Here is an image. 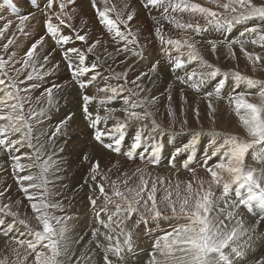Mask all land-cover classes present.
<instances>
[{
	"label": "snow or ice",
	"instance_id": "6c2138e0",
	"mask_svg": "<svg viewBox=\"0 0 264 264\" xmlns=\"http://www.w3.org/2000/svg\"><path fill=\"white\" fill-rule=\"evenodd\" d=\"M11 3V0H8ZM54 3L57 4L58 10L53 7ZM75 3V0H45L44 11L47 14L46 19V33L54 39L56 44L66 46L71 43L73 39L80 42H86L87 33L81 34L80 30H77L73 23V17L75 9H69V5ZM92 8L95 10L99 23H101L108 32L115 33V37H118L119 41H124V51L129 50V45L138 47V40L136 34L128 28V24L135 17V9L126 11L129 8L127 3L123 4L122 8L117 11L116 5L110 4V0H102V7L97 6V0H90ZM211 3L216 4L219 8H222L225 13L234 14L232 19H222L224 13L214 11L212 8L204 7L200 3H195L193 0H145L144 7L163 8L162 19L172 24L175 28L181 30H194L201 31L202 29L198 24L186 23L182 19H179L175 14L187 13L189 16L200 15L207 23L216 27L227 26L231 27L233 24H244L247 21H259L252 27H245L241 33V37L248 35L253 37L251 39L252 44H259L264 47V2L255 3L254 0H211ZM39 7V5H36ZM171 10V11H170ZM16 8L13 7V12H16ZM110 13H115V19L110 18ZM29 19V16H19V30L23 31V25L25 21ZM55 19V22H53ZM152 19L158 25L155 29L156 36L159 38L161 44H167L173 47L179 55L172 57L169 55V63L173 65V70L184 68L187 64L197 62L200 65L199 69H194L191 72H187L185 76L178 77L182 83L188 84L193 89L199 90L203 85L210 81H216L214 90L206 93L211 98L214 94L219 97L222 89L225 87L229 79L230 73L222 72V70L212 64H209L207 60L203 58L198 52L194 43H189L187 39L183 41L179 39L168 38L165 40L163 35L160 20L156 17ZM11 24V21L4 24L0 29V36H3L4 30H6ZM123 25L125 30L121 31L120 26ZM69 30V34H64V29ZM138 32V30H137ZM131 38V39H130ZM43 40H37L32 44L31 48L26 53V59L23 61L21 69H16L17 73L22 72L30 66V60L33 56V51L37 45ZM12 40L8 41L11 44ZM100 41H94L91 45L87 46L85 51L76 47H66L62 55L67 63L73 77L79 78L85 73H90L96 69L97 64L92 63L90 66L85 63L87 53H91L93 49L99 44ZM244 41L234 40L229 43L231 49L232 44H239L241 50L247 56L249 61L253 64L257 62H264V57L259 54H253L247 52L244 48ZM8 44L3 47L6 49ZM183 49H187L185 57ZM216 45L212 44V51L215 52ZM143 51L142 48L139 51H134V55H139ZM45 62L47 56L44 57ZM35 62L32 64V72H35ZM153 65L150 72L155 74L157 65ZM6 67V61L3 57H0V77H7V83L4 78H0V85L4 86L0 88V146L6 148H12L22 143H27L28 147L33 148L35 152L34 160H40L44 145L36 147L32 144L31 136V123L30 120H39L43 116L44 110L41 108L39 112L34 110L25 111L24 98L20 96L21 89L18 87L17 81L14 77L8 76L4 71ZM32 72H29L28 79H31ZM233 83L236 88L245 86L248 89H258V96L260 97V103H252L246 98L248 93L244 91H237L234 95L229 97V104L234 106V111L239 116L240 122L246 129L247 137H241L231 134L214 133L213 135H220L223 137V142L216 145L215 140L212 141L213 151L212 156L220 155L222 158L213 167L207 169L210 173L211 180L208 183L207 188L204 186L203 181H198L197 186L194 188L192 182H189L186 186V195L182 198L179 193V185H177V199H179V208L176 207V202L171 199L172 193L169 192L165 197L167 206L171 209L173 217L183 221L178 223L171 231H168L164 236L158 238L153 246V252L151 254V264H231L229 256L225 250L230 249L232 253L239 256L241 250L239 243L241 237L247 236L252 229L245 228L241 223L237 222L232 224L234 220V213L229 209H234L238 206H251L253 202H259L264 205V171L257 172L255 169H250L245 166V158L249 154L250 149L257 144L264 143V81L253 79L245 76L240 72H232ZM219 78V79H217ZM95 79V77H93ZM140 77H137L139 80ZM79 87L85 89L92 80H79ZM135 84V81H133ZM59 89V85L54 86ZM139 87V86H138ZM125 89L121 86L119 89L101 88L100 92L104 93L103 99L99 100V103H107L108 101L115 100L122 91ZM141 90H143L141 88ZM130 96H138L137 93L131 89H127ZM110 93V94H109ZM48 103H52V88L47 89ZM171 97L169 96V99ZM96 97L84 95L83 96V113L85 117L91 122V127L94 129V139L103 143L105 137H115L114 144L108 143L105 147L119 152L120 144L125 138V129L127 124L125 121H118L112 130H102L98 127L101 121H107L115 109H108L107 114L103 117L96 113L93 115L89 111V103L96 100ZM155 99V98H153ZM129 108L125 109L126 120H141L149 113L137 112L134 109L140 107L144 101L137 99L135 103L127 101ZM208 108L210 112H214L215 109L212 105L211 99L208 101ZM198 115V110H197ZM71 119L68 116L64 121H61V125H66L67 121ZM155 124V122L153 121ZM61 125H58L55 132L49 137L52 139L61 130ZM158 127V125L156 126ZM19 134L20 139H9L12 135ZM142 137L140 132H137L133 139L132 148L129 150L128 155L132 156L133 150L140 147ZM194 139L192 144L186 146L184 149L187 151L189 148H194L196 144ZM115 145V147H114ZM181 150H177L179 153ZM87 158V157H85ZM189 155L188 160L185 161L184 166L188 167V161L191 160ZM210 158V157H209ZM155 159V158H154ZM174 159V157H173ZM13 160L14 168L24 170V165L19 163L20 156H14ZM158 162V161H156ZM41 170V183H29L27 187H23L24 181H33L34 177L31 175L20 176L22 190L29 201H35L31 203V208L34 213L37 214L38 221L42 224V231L32 230L31 235L33 239H17L13 237L15 242L26 249L36 252L37 245L46 249V252H36L35 261L36 264H61L59 257L63 252L62 240L64 237L65 227L62 222V218L52 215V210L59 207L58 203H52L47 196V179L45 173L48 171V163L45 161L39 165ZM99 170V161H96L91 169V179L96 180V173ZM139 171V170H138ZM227 177V178H226ZM127 184V181H123ZM147 181L141 177V185L139 190L135 192V197L129 199L118 188L114 190L113 195L109 196L105 193L104 185L99 186V191L105 196V205L101 207L100 212H105L107 206L113 203V196L120 198L124 203H116L115 211L107 215V220L100 219L99 223L107 230L104 234V238L108 241L106 246H103V260L104 264H114L113 259H110V255L115 258L117 264L124 260L125 250L132 251L131 232L126 231L122 225H124L127 219H130L134 213L139 212V205L144 204L146 208L150 205V210L154 213L156 218L161 216V212L157 207L155 199L156 186L152 185L151 190L147 191ZM212 184L222 188V193L219 197L215 196L212 190ZM44 187L45 191L41 192L38 196L35 194H29V188H41ZM131 191V189H128ZM234 192L235 200L229 202L228 197ZM145 194L147 198H145ZM3 195V193H0ZM19 203V202H17ZM91 203L95 206L96 201L92 200ZM224 204L225 207H221ZM13 217L17 214L11 212L9 205L0 206V212H5ZM100 212L97 213V217L100 216ZM115 217V219H114ZM147 221H145L146 223ZM4 222L0 220V225ZM20 224H24L25 221L20 220ZM12 226L9 225L6 229H3L4 235H8L12 232ZM94 232L93 235H97ZM124 236L123 244L121 243L120 236ZM159 257V259L157 258ZM27 259V257H25ZM0 264H4L0 261ZM264 264V261L261 262Z\"/></svg>",
	"mask_w": 264,
	"mask_h": 264
},
{
	"label": "rangeland",
	"instance_id": "374dc122",
	"mask_svg": "<svg viewBox=\"0 0 264 264\" xmlns=\"http://www.w3.org/2000/svg\"><path fill=\"white\" fill-rule=\"evenodd\" d=\"M4 1L5 2L3 3L5 5L6 0ZM254 2L259 4L264 2V0H254ZM209 8L212 7L209 6ZM147 13H148L147 14L148 17L145 19L144 21L145 23L141 24L142 34L143 36L145 35L149 36L155 42H159L160 40L155 33V29L158 25L152 19V17L149 16V11H147ZM221 13H224V15L221 17L222 19H232V16L234 15L231 13H225L224 11H221ZM4 14H5L4 12H1L2 17H4ZM162 15H163V9H160V14L157 17V20H160V24L163 26L162 31L165 40H167L168 38H172L183 41L185 36L189 38V30H181L175 28L172 24L168 23L167 21H164L162 19ZM175 15H177L179 19H182L186 23H192L194 25L198 24L199 26H203V22L201 21L202 17H197L196 15H194L193 17L190 16V18H188L189 15L187 13L175 14ZM251 23L255 25L257 22L251 21ZM205 28H207V26ZM222 28L224 27L222 26ZM44 33L46 34V36H48L46 32ZM108 37L109 36H107V38ZM136 38L138 40V43L140 41V43L142 44L141 39L137 36ZM118 40L119 38L113 41L116 45H118V47L120 46L118 50L124 52V54L128 53L129 50L124 51V44L121 45L123 41L118 42ZM74 42L79 43L84 47L90 45L88 37H86V42H80L73 39L69 45H73ZM31 46L32 45L30 44V47ZM67 46L68 45L63 47H67ZM131 46L132 45L130 44L129 49ZM162 46L163 49H167L166 51L170 52L171 54L178 53L173 47L168 46L167 44H162ZM254 47L256 52L253 51V54H259L261 57H264V47L260 46L259 44H255ZM134 48H136V50L139 51V49L142 47L138 45V47H134ZM142 49H143L142 51L143 55L137 60V64L143 62H145L146 64L156 63V58L151 57L152 53L146 52L144 50V46ZM87 54L89 55L87 64H92L98 59V57H102L101 53L97 50V48H94L91 53H87ZM219 54H221L220 52L217 55L220 57V59L223 60L224 58L221 57ZM213 55L216 54L212 53L211 56L214 57ZM126 56L128 57V54ZM11 57H13V53ZM11 57H10L9 65L10 66L15 65V67L18 69L22 68L23 61L27 58L25 55L24 57H21L22 58L21 60L15 59L13 57L12 58L14 60L13 61ZM118 58L119 56H116L115 54L114 60L107 59L106 62L107 63L118 62L119 61L117 60ZM245 59L239 58L237 60L236 58V61L231 64L222 63V61L220 62V64H217L215 62L214 63L208 62L209 64L219 67L222 70V72L230 73L229 79L225 84V87L221 91V93L223 94L219 95L218 97V98L221 97L220 98L221 101L224 100L223 103H225V105H227L228 107L232 106L231 104H229L230 93L232 92L233 94H235L237 91H244L248 93L246 98L249 99L252 103L258 104L261 102L260 97L258 96V91H259L258 89H248L245 86L236 88L234 86L233 77L231 76V73L237 71L253 79L264 81V62H257L254 65L252 61L250 62L245 61ZM61 60L64 61V64L62 65L63 69L65 68L64 72L72 76V78L67 79L66 82L58 84L60 86L59 88H61V86L63 85L68 84L65 88L64 86L61 88L63 90L62 93L57 91L53 92V90L56 88L54 86L57 85L56 84L57 79L56 77H53L54 75L50 71V69H54V66L50 64L51 59L47 58V61L45 62L44 58L32 57L30 60V66L20 73L17 74L14 73L16 75L13 76L10 73L8 62L5 60L6 67L4 71L8 74V76L14 77L16 79L18 85L20 86L18 87L21 89L20 96L23 98L27 97V99L25 100V103L27 104V105L25 104V111L31 109L39 112L41 108L44 110L43 116H41L39 120L36 119L30 120L31 136L33 135L31 142L36 147H39L40 145H44V148L42 150L40 160L38 161L36 160L34 164L35 166H33V161H34L33 157L35 156V152L33 148L28 147L26 142L20 145H16L12 148H6L0 146V176H3V181H2L3 184L1 186L2 189L0 190V193H3V195H0V206L9 205L11 212L17 214L15 217H13L9 215L7 211L0 212V220L4 222L2 225H0V261H3L4 264H36L35 261L36 252L47 251L46 249L41 248V246L38 244L36 252H33L32 250L26 249V247L18 245L13 239V237L17 239H25V240L33 239L31 235L32 230L42 231V224L38 221L37 214L34 213L31 208V203L35 201H29L27 199V197L25 196L22 190L21 181L19 180V177L25 175H31L34 177L33 181H24L23 187H27L29 183L40 184L41 170L39 165L43 164L45 161H47L49 165L48 171L47 173H45L47 179V185H46L47 196L50 198V201L52 203L59 204V207L53 209L51 214L62 218L63 225L66 229L65 230L66 241L65 243L63 242L64 245L69 246V244L72 243L71 235L73 234V230H70L68 228L71 226V222L74 220V218H76V214L77 211H79V209L80 211L85 209L84 212L87 213L86 215H89L86 218V220H90V219H96L98 221L100 219L107 220V215L115 211V204L124 203L123 201L120 200V198L113 196V203L107 206V210L105 212H100L101 209L100 207L105 205V196L101 194L99 191V186L101 184L104 185L105 193L109 196H112L114 190L118 188L121 192H123L126 196H128L129 199H133L135 197V192L139 190V187L141 185V177H143V179L148 182L147 191H150L152 185L155 184L156 186L155 199L157 202V207L161 212V216L159 218H156L154 216V213L150 210V205L148 208H146L144 204L141 203L139 205V212L134 213L130 219H127L125 221L124 224H129L128 228L129 229L133 228V231L141 230L142 232H144L140 234L139 237L142 236L154 237L156 235V238H160L164 236L168 231H171L174 227H176L178 223L182 222L181 220L179 221L177 218L173 217L171 209L167 206V201L165 200V197L169 193V189L168 187H166L168 183L167 175L169 174H168V169L166 168V163L163 161V159L161 163L163 169L160 171H157L156 169V164L160 163L159 162L160 156H162V151L160 150V146L163 145V149L169 148V139H168L169 133L180 134V136H184V141H193L195 139L198 142L201 140L200 144L202 145V147L208 148L210 146L212 151H213V145H212L213 140H210L211 141L210 143L208 141L207 143L208 145H205L203 141H206V139L208 138V137H204V135L210 134L213 131L221 134H231L241 137H247V134L243 132L244 130L243 131L236 130V132L226 131L225 128H222L219 126V124H216L214 118L208 122L206 121L204 122L202 120H196L195 118H192L191 114L188 112L185 114L182 111L179 112L176 110L172 111L170 107L159 106L158 108L155 109V115H154L153 113L150 112V108H147L144 104H142L140 107H138L137 112L146 111L147 113H149V115H147L141 120H126L125 110L121 114L120 113L121 109H119L120 107L117 106L116 102L113 103L111 101L112 102L111 104L104 103L103 105H100L101 103H99V100L103 99L104 96H102V94L99 93L100 92L99 89L107 87L103 83L104 80L102 82V85H101V78H99V80L94 86L92 87L88 86L85 89H81L79 87L78 79L80 78L79 80H84L85 77L80 76L78 79L73 77V75H71L72 73L69 67L65 64V60L64 59ZM223 61H225V59ZM33 62H35L34 64L36 69L35 72H32ZM161 65L164 66L165 68L168 66V64H161ZM161 65L157 67L156 74L151 77H153L154 80L153 83L157 82L158 76L162 77L165 81H167V83H165V85L167 86L166 87L167 99H163L162 101H167L169 103L172 97L180 98L181 93H184V98L182 97L181 100L182 102L185 103L187 108L186 110H190V107L193 108L194 106L200 103V100H196L197 97L199 98L204 97L206 96L204 95V93H208L206 91H210L211 89L212 90L214 89V87L211 88L210 85L215 86L216 83L215 80L210 81L209 83L203 85L199 90L193 89L188 84L182 83L180 79H178V77L185 76V74L187 73L188 65L185 66L184 68H181L180 71H175L173 75L170 77L162 76V72H160L159 70L161 69ZM96 68L100 75V70L98 69V67ZM63 69L61 71H63ZM169 69L170 68H167V72ZM57 71L58 69H55L54 72ZM29 72H32L31 79L27 78ZM116 74H117L115 78L116 81L112 82V84L116 83L117 85V82L121 77H123V75L121 74V71H118ZM0 78H7V77H0ZM49 78L51 79L49 80ZM161 80L159 79L160 81L159 84L162 85L164 83H162ZM26 81L28 82L30 81V82L28 83ZM73 84L76 85V87L80 91V94H77L78 96L77 99L79 100L76 99L75 101H79L81 104H83L84 95L93 96L97 98L96 99L97 101L94 100L89 103V111L91 110L92 104L95 101H96L95 105L99 106L94 109L95 111L96 109L101 107L107 108L106 112L102 114H107L108 109H115V111L111 114L112 116L107 121L100 122L102 130L104 129L112 130L114 128V125L118 122V120L126 122L127 127L125 129V138L120 144L119 152L113 151L105 147V145L108 143L114 144L115 137H106L104 138L103 143L99 142V144H101L100 146L96 145L94 143L95 140L94 139L92 140L91 135H89V133H91L90 128L84 130L80 125V123L81 122L83 123L84 121H79V118L75 119L71 117V119L67 121L66 125H61V121H64L68 116H71L72 114L71 108H74L73 104H70L71 100L74 99L72 97L73 95L69 93V95H71L69 97V95L65 93V89L74 88V87H70V86H74ZM139 84L142 85L141 83H139V80H137L136 78L135 84H133L131 90L135 92L137 88L139 89L140 87ZM144 84L146 86H144ZM144 84L142 85V87L144 88L142 100L144 102H147V100L149 99V97L153 95V93H157V89L155 86L149 85V82ZM48 88H52L51 104L48 103V94H47ZM228 89L230 90L227 91ZM212 90L210 92H212ZM123 94H124L123 97H122V92L119 95L121 99L126 98L129 92L123 91ZM156 95L160 96L158 93ZM169 96L171 97L170 99ZM214 96L216 95L214 94ZM156 97L157 96H155V98ZM129 100L134 101V96H128V101ZM208 101L209 99L206 100V103H208ZM224 110L230 111L231 109L224 108ZM69 111L71 112L68 114ZM96 112L98 113V111ZM170 112H172V116L171 115L167 116L168 113ZM83 115L84 113L82 111L80 117H82ZM153 121L155 122V124L153 123ZM58 125H61V130L59 133L56 134L55 137H57L61 146L58 147L59 144L58 142L56 145L57 148H55L53 147L55 145L52 146L53 144L52 142H54L55 137L52 139H49V137L52 135L53 132H55V129ZM157 125L158 127H156ZM137 132H140L142 137V142L139 147L141 148L140 154H138L137 149H134L132 156H129L128 152L132 148L133 139ZM188 133H192V134H188ZM195 134L197 136H195ZM186 135H188L189 140L187 139ZM157 137H159V139H157ZM221 137L222 136L218 135L217 140H215L216 144L217 142L219 144L223 142V141L221 142L220 140ZM9 139L18 140L20 139V137L19 134H17L10 136ZM261 144H257V146ZM252 148L250 149L249 154ZM59 153L63 154L60 155V158H58L57 155ZM14 156H20L19 163L25 166L23 171H21L19 168H14V163H15V161L13 160ZM96 161H99V170L96 173V180L93 181L91 179V175H92L91 169L93 168V165L95 164ZM125 180L127 181V184L123 183V181ZM210 180H211L210 176L204 177L202 174L192 175L189 181L185 180L184 183L187 182L185 184V187H183V189H179L180 197L182 198L187 194L186 186L189 182H192L193 187L195 188L197 186L198 181H203L205 188H207ZM128 189H131V191H128ZM166 189H168V193L166 192L167 191ZM212 190L214 191L216 197H218L222 193V188L217 187L215 184H212ZM44 191H45L44 187L36 188V189L29 188V194H35L37 196ZM171 193H172L171 199H173L176 202V207L179 208L180 201L179 199H177V195H176L177 189ZM145 198H147L146 194H145ZM92 200L96 201L95 206L91 203ZM73 212H74L73 218H71L70 215H72L71 213ZM98 212H100L99 217H97ZM20 220L25 221V223L20 224L19 223ZM172 220H174L176 223ZM145 221L147 222L145 223ZM68 223L69 225L67 226ZM231 223L235 224L237 223V221ZM130 224L132 225L130 226ZM9 225L12 226L13 230L6 236L4 235L3 229H6ZM134 233L136 234L137 232H133V234ZM142 249L143 252L146 251V254H148V247L145 246ZM136 252H140V251H136ZM124 255L125 258L128 256L127 251L124 252ZM101 256L103 255L101 254L100 257ZM25 257H27V259H25ZM100 257L97 258L91 256L87 260H78V258L72 260V258H70V260H68L67 263H63V264H72V263L98 264L99 262H100L99 264H102L103 257L102 258ZM124 260L119 263L120 264L126 263ZM113 261L114 263L117 262L114 257H113Z\"/></svg>",
	"mask_w": 264,
	"mask_h": 264
},
{
	"label": "bare ground",
	"instance_id": "6f19581e",
	"mask_svg": "<svg viewBox=\"0 0 264 264\" xmlns=\"http://www.w3.org/2000/svg\"><path fill=\"white\" fill-rule=\"evenodd\" d=\"M3 2L5 1L0 0V29H2L4 24L8 23L9 21H11V24H9L8 28L4 30L3 36H0V57H3V59H5L8 62V65H9V61H10V57L12 53L15 59L21 60L22 59L21 57H24V55L26 56V53L28 52L27 50L31 48L30 44L32 45V43H35L37 40H40L41 37H43L42 42L38 44L36 49L33 51L32 57L44 58L45 56H47V58L51 59L50 64L54 66V69H50V71L54 75L53 77H56L57 85L59 83L66 82L67 79L72 78L70 74H67L64 72L65 68L63 69V66H62L64 64V61L61 60V59H64L62 53L66 47L56 44V42H54L55 41L54 39L50 38L49 36H46V34L44 33L46 32V19H47V14L44 11L45 0H11V3H9L8 0H6L5 5ZM193 2L200 3L204 7L211 6L212 9L217 12L224 11L222 8H219L216 4L211 3V0H193ZM225 2H227V0H225ZM125 3L129 5V8L126 11L135 9V13H136L135 17L132 21L129 22L128 28H130L132 32L141 39L142 44L139 41L138 45H140L142 48L144 46V50L148 53H152L151 57H155L156 62L159 61V64L157 65V67L161 64H168L166 68L161 65V69L159 70L160 72H162V76L170 77L173 75L175 71H180V69L173 70L172 64L169 63V55L177 56L179 55V53L171 54L170 52H167L166 51L167 49H163V46L162 44H160V41L155 42L149 36H146V35L143 36L142 31H141L142 30L141 24H144L145 19L148 17L147 11H149L150 17L157 18L160 14V9H163V8L162 7L155 8L151 6L148 8H145L144 7L145 0H110V4L116 5L117 11H119L122 8L123 4ZM36 5H39V7H37ZM97 6L102 7V0H97ZM13 7L16 8L17 10L16 12H13ZM53 7L56 8V10H58V6L56 3H54ZM68 7L69 9H72V8L75 9L72 23L77 30L81 31V33H87V37L89 39L90 45L94 41H97V40L100 41V43L97 44L95 48H97V50L101 53L102 57H98V59L96 58L97 60L93 63L97 64V67L100 70L101 76L99 75L97 68L92 70L90 73L83 74L81 77H85L84 80H92V83L89 84L88 86H91V87L94 86L99 80V78H101V85L104 80L103 83L108 88H112V87L120 88L122 86L125 89L124 91H127V89L132 88L134 84L133 81H135V79L140 76L139 83L143 85L144 83L149 82V85L156 87L157 93L160 95L158 96L156 95L157 93H153V95L149 97L148 100L146 99L147 102L143 103L147 108H150V112L153 113L154 115H155V109L158 108L159 106L170 107L172 111L174 110L178 112L182 111L185 114L188 112L191 114L192 118H195L196 120H202L204 122L205 121L208 122L214 118L216 124H219L220 127L225 128L226 131L236 132V130L237 131L244 130L243 132L247 134L246 129H244L243 125L240 122L239 116L234 111V106L232 105L228 107L227 105H225V103H223L224 100L221 101L220 99L221 97L218 98L217 96L213 95L211 98H209L207 97L206 93H204V95L206 96L201 97V98L197 97L196 100H200V103L199 104L196 103L197 105L194 106L193 108L190 107V110H186L187 109L186 105L181 100L182 97L184 98V93H181L180 98L172 97L169 103L167 101H162L163 99H167V96H166L167 86L165 85L167 81H165L162 77L158 76L157 82L153 83L154 80H153V77L151 76L155 75L156 73L155 74L151 73L150 69L156 63L146 64L145 62H143V63L137 64V60L143 55V52L139 55H134L133 52L137 50L136 48L132 46L130 47L129 52L126 54H124V52L119 51L118 49L120 46L118 47V45H116L113 42L114 40L118 39V37H115V33L108 32L107 29L101 23H99V18L97 14L95 13V10L91 6L90 0H75V3L72 5H69ZM1 12L5 13L4 14L5 18L1 16ZM24 15L29 16V19L25 21L24 25L22 26L23 31H21L19 30V16H24ZM109 15H110V18L112 19L116 18L115 13H110ZM196 16L202 17L200 15H196ZM188 18H190V16H188ZM201 21L203 22V26H200L202 30L197 32V31L189 29V38L185 36L184 39H187L189 43H194L200 55H202L205 60L208 59L207 60L208 62H213V63L215 62L217 64H220V62L222 61V63L231 64L236 61V58L237 60L239 58H244V59L246 58L245 61H249L247 56L241 50L239 44H232L231 49L229 48V43L234 40L244 41L245 42L244 48L247 52H250V53H253V51L256 52L254 45L250 42L253 37H250L248 35L241 37V33L244 31L245 27L254 26V24H252L251 21H247L244 24H233L230 28L227 26H223L224 28H222V26L216 27L212 24L207 23L203 17ZM53 22H55V19ZM256 22L260 23L259 21H256ZM206 26L207 28H205ZM120 28H121V31L125 30L123 25H121ZM64 34H69V30L67 28L64 29ZM107 36L109 37L107 38ZM9 40H12L11 44H8ZM213 43H215L216 45L215 52L212 51ZM5 44H8V47L6 49L3 47ZM122 44H124V41L123 43H121V45ZM67 47H76L82 51H85V49L87 48L75 42L73 45H68ZM183 51L186 57L187 49H183ZM219 52L221 53L219 55L223 57L225 61H223L224 59L223 60L220 59V57L217 55ZM114 53L116 54V56H119V58L117 59L119 61L114 62V63H107L106 62L107 59L114 60L115 58ZM212 53L216 55H213L214 57H212L211 56ZM127 54H128V57L126 56ZM13 57H11V59ZM155 58H152V59H155ZM88 59H89V55L87 54L86 61H85L86 64H87ZM65 64L67 65L66 62ZM87 65L90 66L91 64H87ZM187 65H188L187 72H191L194 69L200 68L199 63L197 62H193ZM167 68H170L168 72H167ZM16 69L18 68H16L15 65H12V66L9 65V70L12 76L17 74ZM55 69H58V71L54 72ZM62 69L63 71H61ZM118 71H121V74L123 75V77L119 79V81L117 82V85L116 83L112 84V82L116 81L115 78L117 75L116 73ZM156 71H157V68H156ZM93 77H95L96 79H93ZM4 79H7V78H4ZM50 79L51 78H49V80ZM159 79L164 84L162 85L159 84L160 82ZM231 83H232V80H231ZM67 85L68 84L63 85L64 88ZM142 85H140L139 89L137 88V90L135 91L138 94V96H134V101H131L132 103L133 102L135 103L137 99L143 101L142 97L144 93V88L142 87ZM63 86H61V88ZM144 86L146 85L144 84ZM210 86L211 88L214 87L212 85ZM2 87L4 86L0 85V88ZM70 87H74L75 89L74 88L65 89V93H67L68 95L69 93H71V95H73L72 97L74 98L70 102V104H73V107H74V108H71V111H72L71 117L75 119L79 118V121H84L83 123L81 122L80 125L82 126L84 130H87L88 128H90L91 133H89V135H91L92 140H93L94 139V129L91 127V122L85 117V115L80 117V114L83 111L82 110L83 104H81L79 101H75L78 98L77 94H80V91L78 90L76 85L70 86ZM61 88L59 89L55 88L53 92L57 91V92L62 93L63 90ZM141 88L143 90H141ZM229 90L230 89H228L227 91ZM210 91H206V92H210ZM99 93H101L102 96L105 95L102 92H99ZM71 95H69V97ZM232 95L234 94L231 92L229 96H232ZM123 96L124 94L122 91V97ZM128 96H130V94H128ZM128 96H126V98L124 99H121L118 96L119 98L112 100L113 103L116 102L117 106L120 107L119 109H121V112H120L121 114L125 109L129 108V103L127 102ZM155 96L157 97L155 98ZM26 99L27 97L26 98L24 97V104H26L25 103ZM208 99H212V105L215 109L214 112H210V109L208 108V103H206V100ZM96 101L92 104V108L90 112H92L93 115H95L97 113L96 111H98L101 117L105 116L106 114H102V113L106 112L107 108L101 107L102 109L98 108L96 109V111L94 110L95 108L99 107L95 105ZM112 102L108 101L107 103L111 104ZM249 102L251 101L249 100ZM103 104H100V105H103ZM224 108H230L231 110L226 111L224 110ZM134 110L137 111L138 107ZM197 110H198V115H197ZM71 111H69L68 114ZM169 115L172 116V112L168 113L167 116ZM98 127L101 128V124H99ZM214 133L216 132L213 131L210 134L204 135V137H208L207 139L205 138L206 141H203L205 145H208L207 143L208 141L210 143L211 142L210 140H217L218 135L214 136L213 135ZM188 134H192V133H188ZM186 136L188 139V135ZM195 136L197 135L195 134ZM157 139H159V137H157ZM168 139H169L168 149H163V145L160 146V150L162 151V156H160V161H159L160 163H157L158 165L156 164V169L157 171H160L163 169L161 165L162 159H163V161L166 163V168L168 169V174H169L167 175L168 183L166 186L168 187L169 192H174L177 189V185H179V189H183V187H185V184L187 183V182L184 183L185 180L189 181L192 175L202 174L204 177L210 176V173L207 171L208 167L210 166L213 167L222 158L219 154L216 156H212L211 147L210 146H209L210 148L202 147V145L200 144L201 140L196 142L194 148H189L187 151H185L184 149L186 148V146L191 145L193 141H184V136H180V134H173V133L172 134L169 133ZM220 140L221 142L223 141L222 137ZM58 142L59 140L57 139V137H55L54 142H52L53 143L52 146L55 145L53 147L57 148L56 145ZM94 143L98 146L101 145L99 144V142H96V140L94 141ZM217 144L219 143L217 142ZM60 146L61 145L59 142L58 147ZM135 149H137L138 154H140L141 148L138 147ZM178 149L181 150L179 151V153H177ZM61 154L62 153L57 154L58 158H60ZM189 155H191L192 158L190 161H188V167H185L184 164H185V161L188 160ZM35 161L36 160L33 161V166H35L34 165ZM245 166L250 169H255L257 172L264 171V143H262L259 146L256 145L252 148L250 154L246 156ZM2 181H3V176H0V190L2 189L1 188L3 184ZM168 189H166L167 193H168ZM235 199L236 197L233 192L229 195L228 200L229 202H231L232 200H235ZM221 207H225V205L221 204ZM229 210L233 211L234 213V220L232 222L237 221L241 223L245 228L252 229V231H250L247 236L241 237V240L239 243L241 254L239 256L232 253L230 249L225 250L226 254L229 256L231 260V264H256V263L261 264V262L264 261V205H262L261 203L257 201V202H253L251 206H238L234 209H229ZM84 211L85 209L81 211L79 209V211H77L76 218H74V220L71 222V226L68 228L70 230H73V234L71 235L72 243H70L69 246L63 244V242L65 243L66 241L65 232H64V237L62 240L63 252H62V255L59 257L61 264L67 263L68 260H70V258H72V260L77 259V258L78 260H87L91 256L98 258L100 257L101 254L104 255L103 246H106L108 244V241L104 238V234L107 230L96 219L86 220V218L89 215H86L87 213H85ZM71 214L72 215H70V217L73 218L74 212ZM68 225L69 223L67 224V226ZM128 225L129 224H124L121 227H123L126 231L131 232L132 251L129 252L125 250L127 251V255H128L125 258V255L123 254L124 259H125L124 261L126 263H121V264H130V263L131 264H139V263L140 264L142 263L151 264V260H152L151 252H153L154 243L158 238H156V235L154 237H143V236L139 237L140 234L144 232H142L141 230L133 231V228L129 229ZM131 225L132 224H130V226ZM97 231H98V234L93 235V233ZM133 232H137L138 234L137 233L133 234ZM120 240H121V243L123 244V241H124L123 235L120 236ZM145 246L148 247V254H146V251L143 252L142 248ZM136 251H140V252H136ZM102 257L103 256H101L100 258ZM110 259H113L111 255H110ZM91 264H94V263H91ZM102 264H104L103 260H102ZM114 264H117V262H115Z\"/></svg>",
	"mask_w": 264,
	"mask_h": 264
}]
</instances>
